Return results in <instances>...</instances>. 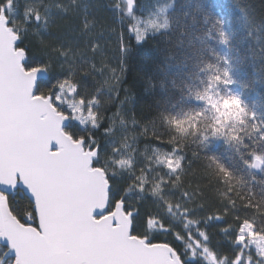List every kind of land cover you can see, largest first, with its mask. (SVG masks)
Masks as SVG:
<instances>
[{"label":"snow or ice","instance_id":"1","mask_svg":"<svg viewBox=\"0 0 264 264\" xmlns=\"http://www.w3.org/2000/svg\"><path fill=\"white\" fill-rule=\"evenodd\" d=\"M135 3L120 0L115 7L123 5L132 18L127 31L137 43L149 32L169 27L166 18L161 22L160 17L135 16ZM51 7L44 0H0V264H264V224L257 222V217L264 216V198L250 191L229 196L240 181L214 157H206L207 167L224 181L227 206L223 213L207 214L204 222L226 221L232 210L233 222L221 229L231 233L230 257L217 255L210 247L207 230L187 209L176 212L184 221L183 232L174 231L150 210L142 212L139 204L151 197L167 204L168 214H173L163 194L169 184L173 190L181 187L186 167L184 147L175 138L167 141L172 150L159 155L155 176L151 160L137 172L132 159L119 156L121 149L131 148L126 134L119 142L113 139L112 163L131 177L119 195L113 194L115 173L100 162L103 149L97 136L115 137L117 124L126 130L128 121L119 105L107 124L101 111V97L106 92L118 97L124 68L111 66L105 51L91 40L86 45L90 54L86 63L104 77L98 86L91 88L78 80L75 67L53 83L50 63L30 61L28 48L21 42L22 31L29 26L47 30ZM55 7L67 11L61 5ZM159 11L160 16L165 15L164 9ZM81 24L82 31L88 32L91 22L84 19ZM220 35L226 43L223 33ZM40 39L43 42V37ZM118 50L120 55L126 54L123 33L118 37ZM56 51L71 58L70 50ZM97 58L99 67L94 62ZM232 83L227 68L214 69L209 87L195 94L203 109L185 119L171 118L168 123L181 137L199 134L203 125L205 139L224 138L246 148L245 139L251 140L243 163L251 171L264 173V120L249 111L238 95L215 91ZM82 89H89V94ZM66 98L76 103L68 104ZM132 123H137L134 115ZM161 169L166 171L161 174ZM133 193L137 194L136 205L130 200ZM19 194L29 202L24 213L13 206ZM180 194L185 199L190 196L183 189ZM237 198L244 201L243 214L236 210ZM156 234L164 239L155 238Z\"/></svg>","mask_w":264,"mask_h":264},{"label":"trees","instance_id":"2","mask_svg":"<svg viewBox=\"0 0 264 264\" xmlns=\"http://www.w3.org/2000/svg\"><path fill=\"white\" fill-rule=\"evenodd\" d=\"M118 2L120 0H44L45 5L52 6L47 30L37 25L22 31L21 42L28 48V59L40 64L49 62L53 83L61 73L66 75L75 67L77 79L91 88L97 87L104 77L92 71L91 63H86L90 59L86 51L89 41L94 40L105 51L111 66L117 69L122 66L124 73L118 85L119 95L106 92L101 97L104 101L101 111L107 124V118L119 105L128 121L126 130L117 124L115 137L97 136L103 149L100 162L115 173L113 194L119 195L131 180L126 170L112 163L113 139L119 142L126 134L131 148L121 149L119 156L132 159L137 172L151 160L150 167L155 176L159 155L172 150L167 141L175 138L184 147L185 174L181 177L180 188L173 190L169 184L163 195L173 210L179 204L177 212L187 209L200 227L207 230L210 247L218 256L230 257L231 233L226 234L221 229L225 223L233 222L232 210L226 221L204 222L207 214L223 213L227 206L224 196L227 187L207 167L206 157L216 158L235 180L240 181L229 196L236 197L237 191L241 194L250 191L257 198H264V173L251 171L243 163L252 141L245 139L244 143L249 146L246 148L224 138L205 139L207 132L203 125L199 134L181 137L168 120L185 119L203 109L204 105L195 99V94L209 87V77L217 68H227L233 83L227 87L220 85L215 91L225 95L228 89L234 90L249 111L264 120V0H136L135 16L160 17L161 22L166 18L169 23L167 29L149 32L141 43L127 31L132 18L125 14L123 5L119 9L115 7ZM57 4L67 11L56 8ZM160 9L165 10L164 16H160ZM84 19L91 22L88 32L82 31ZM120 33L124 34L126 44V54L122 55L118 50ZM221 33L226 43L221 42ZM56 49L70 50L71 58L61 57ZM124 52L122 48L121 53ZM94 62L99 67V59ZM93 80L97 84H92ZM82 91L89 94V89ZM120 101L124 103L120 105ZM133 115L136 124L132 123ZM77 131L81 130L73 129V132ZM194 152L196 156H193ZM160 171L162 174L166 169ZM182 189L190 193L188 199L181 196ZM130 200L136 205L137 194L133 193ZM236 203V210L243 214L244 201L237 198ZM13 206L19 213H24L29 202L19 194ZM139 206L142 212L150 210L161 217L174 231L183 232L177 218L168 214L167 204L163 201L146 197ZM142 220L143 216L138 224ZM257 222L264 224V216L257 217ZM155 238L164 239L158 234ZM168 238L172 239L171 234Z\"/></svg>","mask_w":264,"mask_h":264},{"label":"rangeland","instance_id":"3","mask_svg":"<svg viewBox=\"0 0 264 264\" xmlns=\"http://www.w3.org/2000/svg\"><path fill=\"white\" fill-rule=\"evenodd\" d=\"M226 92H227V93H226L225 95H227V94H229V93H231V94H233V95H238V93L235 92V91L232 90V89H228ZM238 96H239V95H238ZM65 102L68 103V104H73V103H75L72 99H69V98H66V99H65ZM82 115H86V113H82ZM177 210H178V209L174 210L172 215L175 216V217L177 218V223H178V225H179V226L182 228V230H183V223H184V221H183V219L181 218L180 215H177V214H176ZM167 211H168V206H167Z\"/></svg>","mask_w":264,"mask_h":264},{"label":"water","instance_id":"4","mask_svg":"<svg viewBox=\"0 0 264 264\" xmlns=\"http://www.w3.org/2000/svg\"><path fill=\"white\" fill-rule=\"evenodd\" d=\"M254 172H256V173H260V171H254ZM1 246H2V244H0Z\"/></svg>","mask_w":264,"mask_h":264}]
</instances>
